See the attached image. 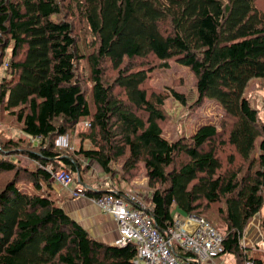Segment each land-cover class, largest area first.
I'll return each instance as SVG.
<instances>
[{
	"label": "trees",
	"instance_id": "obj_1",
	"mask_svg": "<svg viewBox=\"0 0 264 264\" xmlns=\"http://www.w3.org/2000/svg\"><path fill=\"white\" fill-rule=\"evenodd\" d=\"M257 1L0 0V68L13 45L0 110L22 125L32 147L26 153L37 165L20 166L12 159L16 144L0 140V176L10 175L0 188V264H135V244L97 240L53 198L49 166L82 181L90 169L84 161L110 180L134 177L143 166L153 189L149 213L163 235L176 223L175 209L216 228L204 215L218 207L223 255L235 264H264L243 246L258 215L264 234V120L246 97L252 80L264 85V10ZM77 16L94 39L90 55L80 53ZM150 58L189 68L197 105L216 102L228 124L168 140L161 126L167 98L146 86L153 69L126 68ZM81 60L91 69L90 94L79 78ZM108 63L118 72L113 82L105 77ZM174 96L186 104L184 95ZM81 123L82 146L60 150L58 138L70 137ZM226 145L233 152L225 168ZM80 184L89 198H126L112 183ZM174 253L199 264L179 246Z\"/></svg>",
	"mask_w": 264,
	"mask_h": 264
},
{
	"label": "rangeland",
	"instance_id": "obj_2",
	"mask_svg": "<svg viewBox=\"0 0 264 264\" xmlns=\"http://www.w3.org/2000/svg\"><path fill=\"white\" fill-rule=\"evenodd\" d=\"M257 7L260 10H264V0H258ZM74 21L76 31L78 33L80 53L84 55H90L93 51L92 42L94 39L79 16H77ZM12 50L13 45L8 48L5 63L2 68H0V82L2 81V78L7 75L6 65L10 61ZM151 59L152 58L146 61L136 60L131 64H127L126 68H131L134 66L136 68L145 67L153 69L146 86L148 89L154 92L164 94L167 98L164 106L166 120L161 124V126L168 140L177 141L181 137L190 138L203 125H217L220 128L218 130L221 131L222 124H224L226 121V115L221 107L214 101L205 100L203 104L197 105V82L191 70L178 64L175 60L168 61L167 63L169 66L164 67V63L156 62L155 59ZM78 69L79 78L84 82L87 93L90 94L92 83L91 69L89 67L88 60H81L78 64ZM117 75L118 72L114 70L111 64L108 63L105 71L106 80L113 82ZM174 92L184 95L186 98V104H183L181 101L177 100V98L174 96ZM246 97L251 101V104L258 109L261 119L264 120V85L259 81V79L252 80L246 92ZM225 124H228V121H226ZM84 128L85 124L81 123L70 137H66L67 142L65 145L63 144V146H59L58 141L60 138H58L56 146L60 150L70 148L79 149V147L82 146L80 133ZM0 140L2 143L14 142L16 144L14 146L18 147V154L13 156L12 159L15 160L20 166L24 168H36V163L33 162L26 153V151L28 149H32V147L29 143L30 141L28 137L22 131V125L19 124L13 116L3 111V109L0 110ZM17 143L20 144V146H17ZM83 147L89 149L91 145L88 142H84ZM232 152L233 149L228 145H226L223 150L221 149V161L225 168L229 162L228 157L232 154ZM84 165H86V162H84ZM94 165L97 164L93 163L92 166ZM48 169H51L53 172H56L57 170L53 169V167ZM96 170L90 169L89 171L85 172L82 181L78 175L71 173L69 170L66 171L72 174L74 178V184L72 186L74 187L83 190L84 186L80 184V182L84 183V185L90 183L94 185L95 183H101L105 178H107V181L114 184L116 188L125 191L126 198L133 196L137 198V200H139L147 209L151 207V195L153 189L149 186V181L146 177V172L143 166L139 168V171L134 177H123L122 179L116 178L113 180H110V177L107 176L100 167H97ZM9 176L10 175L0 176V188L3 186L4 182ZM52 180L54 190L55 186L62 188L61 185L57 184L53 178ZM20 188L26 190L28 185L21 184ZM27 190L31 191V189ZM56 202L58 205L60 204L59 200H56ZM177 212L178 210L175 209L174 214ZM218 215L220 217V214L218 213V207H213L204 216L214 223L216 228H218L220 231L222 230L221 232H223L225 231V227L221 220H219ZM259 217L260 215H258L257 218ZM262 236V242H259L252 247L247 246L245 248L251 249L248 251L250 255L262 258L264 260L263 233ZM223 259L230 260V257L224 255Z\"/></svg>",
	"mask_w": 264,
	"mask_h": 264
},
{
	"label": "built area",
	"instance_id": "obj_3",
	"mask_svg": "<svg viewBox=\"0 0 264 264\" xmlns=\"http://www.w3.org/2000/svg\"><path fill=\"white\" fill-rule=\"evenodd\" d=\"M66 142V137H61L58 145L63 146ZM49 170L54 181L62 188L68 189L74 184V178L68 171ZM81 195L82 192L72 191L73 198ZM93 200L104 214L113 216L118 224L120 237L114 245H136L135 264H190L189 259L174 253L176 246L195 255L199 264H212L214 260L224 256L222 232L204 218L190 216V229L176 221L169 233L163 235L153 226L149 209L137 198H120L109 194Z\"/></svg>",
	"mask_w": 264,
	"mask_h": 264
},
{
	"label": "crops",
	"instance_id": "obj_4",
	"mask_svg": "<svg viewBox=\"0 0 264 264\" xmlns=\"http://www.w3.org/2000/svg\"><path fill=\"white\" fill-rule=\"evenodd\" d=\"M86 162V165H84ZM83 162V167L90 166V169L96 170L98 165H93V162ZM88 169V171L90 170ZM87 172V171H86ZM97 172V170H96ZM95 188H110L111 183L105 178L101 183L86 184ZM85 185V186H86ZM85 188V187H84ZM72 191L82 192V189L71 186L68 189L55 186L53 198L60 201V206L64 211L81 226H83L94 238L99 241L116 244L119 240V228L116 220L111 215L104 214L96 205L92 198L85 196L73 198ZM176 221L180 222L181 226L185 225L186 229H190L191 224L188 220L190 217L184 216L180 211L174 214ZM248 226L243 241V246H254L263 241V236L259 228L260 220L257 218ZM230 260H224L223 256L214 260L212 264H235L233 257L229 256ZM209 264V263H208Z\"/></svg>",
	"mask_w": 264,
	"mask_h": 264
}]
</instances>
